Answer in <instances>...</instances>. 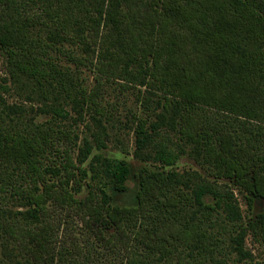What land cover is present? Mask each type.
Wrapping results in <instances>:
<instances>
[{"label":"trees","instance_id":"1","mask_svg":"<svg viewBox=\"0 0 264 264\" xmlns=\"http://www.w3.org/2000/svg\"><path fill=\"white\" fill-rule=\"evenodd\" d=\"M72 44L96 49L90 92L76 72L57 64L64 58L78 70L88 62L65 47ZM0 51L16 83H29L61 119L69 117L67 108L78 116L89 109L102 127L101 77L159 95L149 124L132 119L134 157L169 165L163 152L152 158L154 134L165 127L229 186L216 196L197 177L200 214L197 223L187 222L178 210L183 197L169 189L176 173L96 157L113 194L136 181L135 205L110 204L101 188L77 201L70 185L78 186L84 171L71 154V131L0 126V209L10 198L26 207L14 221L0 218V234L24 264H104L110 253L121 255V264H189L184 249L204 241L200 216L212 209L201 198L223 203L230 222L241 220L232 190L248 209L264 202V10L255 1L0 0ZM136 92L139 107L148 109L150 98ZM49 154L54 164L44 165ZM246 232L264 243V210L234 239L244 257Z\"/></svg>","mask_w":264,"mask_h":264},{"label":"rangeland","instance_id":"2","mask_svg":"<svg viewBox=\"0 0 264 264\" xmlns=\"http://www.w3.org/2000/svg\"><path fill=\"white\" fill-rule=\"evenodd\" d=\"M252 1H255L264 10V0ZM65 47L72 49L77 56L86 57L88 62L78 70H75L72 64L64 58L58 60L57 64L69 67L70 72H76L82 80L83 87L88 92L92 91L96 85V64L98 63L96 49L92 50L94 48L91 47L86 51V49L73 44ZM99 80L101 81L99 103L103 106L101 109L103 114L100 118L102 127L96 128V115L89 109H84V114L78 116L73 109L67 108L69 117L61 119L52 114L51 109L43 107V103L48 101H43L39 96L34 95L29 83L28 86L25 85L27 83L25 81L21 85L16 83L11 76L5 57L0 51V126L6 130H13L26 125L39 124L43 127L50 126L54 131L57 129L71 131V141L69 142L71 154L76 165L84 171V175L77 176L79 185H70L77 201H83L89 189L101 188L109 197L110 204L135 205L136 181L129 179L126 182L125 192L119 195L113 194L107 187V180L102 174V166L96 157L126 160L136 170L144 167L149 170L173 171L177 177L169 185V189L183 197L178 209L180 216L184 221L197 223L200 210L193 202L196 178L199 177L208 182L216 191V196L223 192V189L219 188L228 186V182L216 178L214 170L201 158H197L191 148L180 142L176 134L168 132L165 127L154 134L152 158L163 152L169 165L152 160L145 162L135 158L132 119L134 117L147 119L149 124L153 120L151 116L153 111L155 113V102L160 96L149 95L144 88L136 87L141 90V97L150 98L149 108L142 109L136 101L137 89L133 86H127L118 81H106L102 77ZM11 106L13 109L7 110ZM99 143H103V146H100ZM81 150H83L82 153ZM85 153L84 158L83 154ZM49 160L52 163H47ZM43 163L44 165L54 164L53 156L49 154ZM45 180L49 181L48 183L54 181L49 173L45 174ZM232 195V200L238 205L241 215L239 222H230L226 218L223 203H220V206H214L215 199L208 194L201 198L203 206H209L212 209L206 210L205 218L200 216L199 225L201 232L205 235L204 241L197 246L184 249V256L189 264H264V243L262 241L246 232L243 248L249 254L245 257L236 252L234 243L236 235L242 234L247 220L264 210V202L257 201L251 209H248L237 190H232ZM221 198L226 199L227 196L221 195ZM25 209L26 207L20 201L10 198L5 207L0 209V218L6 222L14 221ZM73 221L75 226L79 224L77 218H74ZM24 259L22 254L14 248L12 242L0 234V264H24ZM105 259L104 264H121L123 258L117 253H110Z\"/></svg>","mask_w":264,"mask_h":264}]
</instances>
